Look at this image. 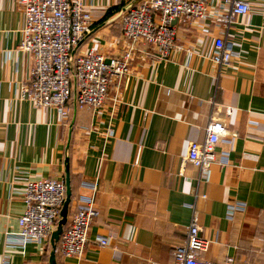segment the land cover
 Here are the masks:
<instances>
[{
    "label": "crops",
    "instance_id": "0c3cea01",
    "mask_svg": "<svg viewBox=\"0 0 264 264\" xmlns=\"http://www.w3.org/2000/svg\"><path fill=\"white\" fill-rule=\"evenodd\" d=\"M141 1L81 0L92 26L73 55L93 48L106 60L121 58L129 48L121 16ZM206 1L221 11V0ZM240 1L248 13L229 25L213 17L175 23L181 49L168 59L139 43L102 108L78 109L72 99L63 121L56 110L20 99L32 65L18 49L23 8L0 0V264H48L50 241L11 239L25 209L26 181L66 177V224L90 201L99 215L83 257L64 258L56 248V264H170L194 210L199 235L209 242L202 259L264 264V0ZM217 37L234 44L238 59L230 67L210 59ZM211 119L230 136L201 178L186 156L190 143L205 140ZM230 205L244 211L230 214Z\"/></svg>",
    "mask_w": 264,
    "mask_h": 264
},
{
    "label": "built area",
    "instance_id": "2783aa9c",
    "mask_svg": "<svg viewBox=\"0 0 264 264\" xmlns=\"http://www.w3.org/2000/svg\"><path fill=\"white\" fill-rule=\"evenodd\" d=\"M18 2L23 8L22 39L18 49L32 59L30 80L21 87L20 99L36 108L56 110L63 121L69 117L72 99L78 109L99 111L102 108L110 86H119L128 73L131 54L139 43L153 47L161 58L168 59L174 51L181 49L176 44L178 22L194 24L213 17L216 22L229 25L234 17L246 15L249 10L248 5L240 0H221V11L217 12L208 9L206 0H142L128 7L121 16V31L129 48L121 58L106 60L93 48L84 54L73 55L84 35L90 34L92 26L81 0ZM202 31L207 32L206 24ZM210 59L215 65L230 67L238 59V54L232 42L217 37L213 39ZM229 136L222 122L211 119L206 126L205 140L190 143L186 160L197 169L201 178L208 176L211 165L217 160L219 142ZM65 191L63 179L26 181L25 209L18 219L19 232L11 241L21 245L29 241L48 243L59 220ZM236 211L244 209L228 206L230 214ZM98 215L91 201L76 207L58 241L57 251L62 257H83L90 225ZM200 231L199 217L194 210L186 239L174 248L170 264H210L200 256L209 245L200 237ZM98 243L107 246L108 240L100 239Z\"/></svg>",
    "mask_w": 264,
    "mask_h": 264
},
{
    "label": "water",
    "instance_id": "95a60500",
    "mask_svg": "<svg viewBox=\"0 0 264 264\" xmlns=\"http://www.w3.org/2000/svg\"><path fill=\"white\" fill-rule=\"evenodd\" d=\"M176 23V20L173 21V25ZM66 191H65V201L63 203V206L59 213V220L56 225V229L52 232L50 237V246H51V252L48 259V264H56L55 259V251H56V245L59 241V238L62 234L63 227L67 223V217H68V211H69V205L71 203V192L69 188V180L68 177H66L65 181Z\"/></svg>",
    "mask_w": 264,
    "mask_h": 264
},
{
    "label": "trees",
    "instance_id": "16d2710c",
    "mask_svg": "<svg viewBox=\"0 0 264 264\" xmlns=\"http://www.w3.org/2000/svg\"><path fill=\"white\" fill-rule=\"evenodd\" d=\"M68 225L66 224L64 227H63V230L67 227ZM57 246H58V243H57V245H56V248H57Z\"/></svg>",
    "mask_w": 264,
    "mask_h": 264
}]
</instances>
